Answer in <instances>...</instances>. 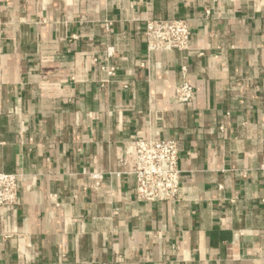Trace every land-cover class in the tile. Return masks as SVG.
Wrapping results in <instances>:
<instances>
[{
  "label": "crops",
  "instance_id": "1",
  "mask_svg": "<svg viewBox=\"0 0 264 264\" xmlns=\"http://www.w3.org/2000/svg\"><path fill=\"white\" fill-rule=\"evenodd\" d=\"M154 20L189 51L149 53ZM137 137L176 142L175 202L116 175ZM0 173V264H264V0H0Z\"/></svg>",
  "mask_w": 264,
  "mask_h": 264
},
{
  "label": "built area",
  "instance_id": "2",
  "mask_svg": "<svg viewBox=\"0 0 264 264\" xmlns=\"http://www.w3.org/2000/svg\"><path fill=\"white\" fill-rule=\"evenodd\" d=\"M144 38L149 53L187 52L190 48L191 32L185 20H154L145 25ZM113 49H107L111 57ZM107 78L115 77V69L102 68ZM185 73V69H182ZM103 83H108L104 81ZM126 88V86H123ZM179 104H190L195 99L193 87L183 81L174 93ZM179 151L176 142L137 137L130 141L125 155L119 160L120 175H130L135 180V195L139 203H173L179 195L180 170ZM97 182L100 175H91ZM19 194V177L0 173V209L15 206Z\"/></svg>",
  "mask_w": 264,
  "mask_h": 264
}]
</instances>
